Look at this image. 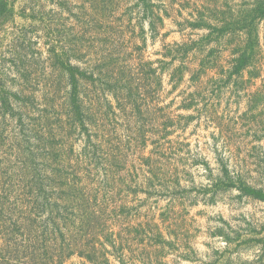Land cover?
Returning <instances> with one entry per match:
<instances>
[{
  "label": "rangeland",
  "instance_id": "obj_1",
  "mask_svg": "<svg viewBox=\"0 0 264 264\" xmlns=\"http://www.w3.org/2000/svg\"><path fill=\"white\" fill-rule=\"evenodd\" d=\"M259 7L0 0V264H264Z\"/></svg>",
  "mask_w": 264,
  "mask_h": 264
},
{
  "label": "trees",
  "instance_id": "obj_2",
  "mask_svg": "<svg viewBox=\"0 0 264 264\" xmlns=\"http://www.w3.org/2000/svg\"><path fill=\"white\" fill-rule=\"evenodd\" d=\"M262 8H263V7H259V9H257L256 12H257V11L259 12L260 10H262ZM261 12H262V14H263L264 11L262 10ZM241 59H242V57H241ZM238 61H239V60H238ZM238 61H237V62H238ZM239 64H240V63H239ZM239 66H240V65H239ZM239 68H240V67H239ZM237 70H238V69H237ZM237 70H236V71H237ZM146 226H147L148 228H151L152 225H149V223H147ZM150 248H151L150 245H146L145 248H144V253H145V255H146V256H149V257L152 255L153 252H155V251L152 252V248H151V249H150ZM146 251H147V252H146ZM153 254H154V253H153Z\"/></svg>",
  "mask_w": 264,
  "mask_h": 264
}]
</instances>
